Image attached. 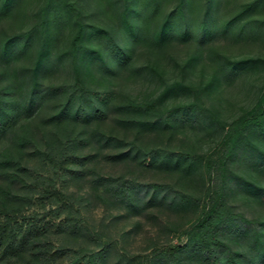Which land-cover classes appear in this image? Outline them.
<instances>
[{"label": "rangeland", "instance_id": "obj_1", "mask_svg": "<svg viewBox=\"0 0 264 264\" xmlns=\"http://www.w3.org/2000/svg\"><path fill=\"white\" fill-rule=\"evenodd\" d=\"M176 1L160 0L156 16L147 25L150 32ZM206 1L194 0L190 11L193 22L204 18ZM247 1L215 0L212 13L217 24ZM43 2L16 0L12 10L0 17V37L29 29L39 33L37 22ZM52 7L59 25L50 28L44 41L35 31L27 51L14 55L9 62L17 99L22 102L34 84L40 90L48 84H72V37L78 20L85 24L81 43L86 47L75 54L84 81L112 96L109 101L90 99L105 112L104 116L62 122L51 121L59 100L48 95L36 98L32 108L0 134V151L8 145L13 148L23 166L20 175L27 181L25 184L6 174L15 171L14 166L0 168V188L20 196L17 200L7 198L0 190V204L19 206L27 214L43 213L55 205L45 203L44 207L38 199L29 201L22 196L37 194L28 183L38 175L51 176L59 188L71 194L75 208L80 210L77 233L65 225L47 231L53 246L65 249L62 264L69 263L77 253L92 255L93 264H169L154 258V252L162 246L186 242L188 228L208 191L204 161L191 162L186 154L202 153L206 159H216L230 148L228 126L252 110L264 89V38L233 39L230 34L215 31L203 43L196 38H173L161 47L132 43L129 63L112 67L104 38L96 35L92 25L126 46L118 17L122 0H52ZM249 15L264 17V3ZM42 45L53 64L38 69L36 75L34 66ZM228 66L239 71L230 72ZM3 68L0 59V71ZM127 98L135 102L155 100L156 104L150 112L119 108L117 104ZM190 101L200 102L204 109L171 123L159 121L165 108ZM22 123L29 124L33 143L16 149L12 135L21 131ZM68 138L75 140L72 147L67 145ZM37 150H54L57 155L63 150L73 151L90 155V159L70 164L72 171H55ZM123 180H130L134 186L130 202L115 197L111 190L114 183ZM227 183V202L242 219L236 218L239 232H222L224 240L232 250L243 252V264H264V199L258 193L264 192L261 133L239 136L228 163ZM64 214L46 219L57 222ZM179 255L188 264H205L188 248ZM18 259L23 263L26 255Z\"/></svg>", "mask_w": 264, "mask_h": 264}, {"label": "trees", "instance_id": "obj_2", "mask_svg": "<svg viewBox=\"0 0 264 264\" xmlns=\"http://www.w3.org/2000/svg\"><path fill=\"white\" fill-rule=\"evenodd\" d=\"M16 0H0V17L6 16L13 8ZM215 0H207L205 4L204 18L193 22L190 11L194 0H177L174 7L166 12L157 23L152 32L148 30L149 21L156 16L160 8V0H122V8L118 12L120 26L126 46L121 45L110 33L101 28H95V33L104 38V48L108 52L112 67L127 65L131 57L132 43H146L153 47H161L173 38L187 40L196 38L199 42L207 41L215 31L221 34H230L233 39L264 38V17H254L249 14L253 9L264 3V0H249L231 16L224 19L219 25L213 17ZM39 33L34 29L18 31L0 37V59L5 68L0 71V134L10 130L17 123L22 113L32 108L36 98L48 95L52 99L59 100L58 108L53 114L51 121L62 122L68 118L89 120L91 115L104 116L105 112L96 108L93 104L95 99L109 101L111 92L95 89L87 85L80 72L77 58L78 49L86 47L81 43L84 37L85 24L78 20L77 30L72 37L74 80L72 84L59 83L48 84L45 90H40L34 84L30 93L20 102L15 96V78L12 70H9V62L14 55L25 53L32 42V34L36 31L43 41L50 28L59 25L56 11H53L52 0H44L39 9ZM131 42V44H130ZM44 43V42H43ZM43 46V45H42ZM53 64L46 54V48L41 47V52L36 60L34 72L38 69L50 67ZM229 68V66H228ZM239 69V68H238ZM236 67L228 70L236 73ZM36 75L35 78L37 77ZM37 83V82H35ZM175 86H168L173 87ZM91 105L89 108L86 103ZM156 101L135 102L127 98L124 102L117 104L119 108L150 112ZM197 109H204L200 102L190 101L167 107L159 114V121L171 123L176 118L185 119L186 116ZM232 142L229 149L219 158H205L202 153L187 152L190 161H204V171L208 181L206 199L203 200L200 212L194 222L188 228L187 240L183 244L174 246H162L154 252V258L165 259L169 264H188L184 262L179 253L188 248L191 253L201 256L205 264H243V252L232 250L224 240L225 231H237L236 218L242 219L240 213L232 210L227 202V172L228 163L231 160L233 147L238 142L239 136L245 132H259L264 136V89L262 90L256 105L245 115L237 118L228 126ZM67 145L75 143L74 138H68ZM33 143L32 134L28 123L21 124V131L12 135V145L17 149L26 147ZM72 147V146H71ZM41 159L55 170L72 171L70 164H83L90 155H79L73 151H60L56 154L54 150H37ZM160 160L159 158L156 159ZM178 163V161H177ZM16 167L15 171H6L12 179L26 180L20 175L23 166L15 155L11 146H6L0 151V168ZM23 171V170H22ZM31 189H36L34 196H22V199L36 198L43 204L51 206L41 214H27L19 206H7L0 204V264H62L66 256L65 249L54 247L51 240L47 239V231L53 226L59 228L67 226L72 233L80 230L79 208H75L72 196L59 188L51 176L38 175L28 183ZM5 197L19 199L20 196L12 194L9 190L0 188ZM113 195L119 199L130 202L133 198L134 186L130 180L118 181L111 186ZM264 199V192H258ZM65 212L64 216L57 222L46 219L48 216H57ZM243 220H247L244 219ZM248 221V220H247ZM100 253V252H98ZM26 255V260L19 262V257ZM92 255L86 256L75 254L67 264H93Z\"/></svg>", "mask_w": 264, "mask_h": 264}]
</instances>
